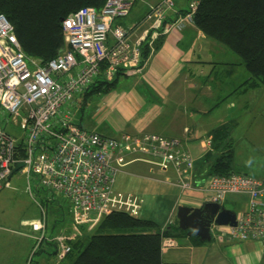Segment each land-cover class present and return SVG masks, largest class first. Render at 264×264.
<instances>
[{
	"label": "built area",
	"instance_id": "2783aa9c",
	"mask_svg": "<svg viewBox=\"0 0 264 264\" xmlns=\"http://www.w3.org/2000/svg\"><path fill=\"white\" fill-rule=\"evenodd\" d=\"M137 1L106 0L99 11L83 7L70 14L61 22L65 49L46 64L24 54L13 26L0 15V190L9 186L14 165L23 162L18 172L25 176L30 195L34 186L42 201L67 203L75 227H94L113 212L139 217V197L117 192L114 184L125 166L143 163L151 171L173 170L174 184L182 192L202 191L205 202L225 206L229 196L244 197L246 206L234 211V225L212 223L210 236L228 241L257 240L264 248V180L238 173L208 176L207 172L197 178L196 161L179 138L152 133L104 136L73 121L70 107L76 97L90 90L100 77L112 82L120 74L141 73L147 60L143 50L151 54L158 36L193 23L198 7V0H190L186 12L164 26L173 1L161 0L149 7L141 22L147 29L131 42L127 30L119 26L112 29V24L114 19H124ZM15 128L21 132L19 138L13 134ZM202 147L207 153L211 151V139L203 141ZM129 156L133 158L126 160ZM38 206L40 215L31 223L32 232L40 235L37 245L46 240L47 228L43 202ZM73 239L61 233L51 240L58 246L60 260L71 251L67 243ZM171 243L174 241L167 238L162 249Z\"/></svg>",
	"mask_w": 264,
	"mask_h": 264
},
{
	"label": "crops",
	"instance_id": "0c3cea01",
	"mask_svg": "<svg viewBox=\"0 0 264 264\" xmlns=\"http://www.w3.org/2000/svg\"><path fill=\"white\" fill-rule=\"evenodd\" d=\"M160 1H137L124 19L113 20L112 29L119 26L127 30L129 40L135 41L148 27L141 23L148 7ZM172 1L164 26L186 12L190 2ZM155 41L154 52L148 53L141 73L118 75L116 88L108 93L76 97L70 107L72 119L82 128L104 136L152 133L179 138L189 150L196 143L203 149L206 140H201L203 137L211 139V133L223 125L235 127V120L228 115L229 109L236 113L244 111L249 91L256 93L255 89L260 88H246L244 81L249 78V73L240 58L206 37L193 23H186L180 29L173 28ZM213 157L203 156L196 161L197 178L205 174L202 171H206ZM132 158L129 156L126 160ZM175 178L173 170L161 172L155 168L151 171L147 164L131 162L117 175L114 187L117 192L139 197L142 203L139 218L156 221L162 230L170 223L172 227L176 226L174 216L178 205L199 208L206 201L202 191L182 192L174 184ZM258 180H264V176ZM224 204L226 209L236 212L246 206L244 197L234 195ZM65 213L58 217L61 230L67 224L73 225L69 212L67 220ZM81 236L87 237L83 234L76 237ZM190 237L171 239L174 243L161 250L163 264H264V248L260 241H228L211 234V241L195 244Z\"/></svg>",
	"mask_w": 264,
	"mask_h": 264
},
{
	"label": "trees",
	"instance_id": "16d2710c",
	"mask_svg": "<svg viewBox=\"0 0 264 264\" xmlns=\"http://www.w3.org/2000/svg\"><path fill=\"white\" fill-rule=\"evenodd\" d=\"M105 2L0 0V15H4L13 26L24 54L46 64L65 49L61 21L79 8L93 7L99 11ZM197 6L192 17L194 26L240 58L249 73L244 86L248 89L264 86V0H198ZM143 53L147 58L146 49ZM116 82L117 78L108 82L100 77L83 96L113 91ZM230 134L231 127L226 125L211 133L212 150L205 156L214 155V161L206 169L208 176L236 173L232 167ZM44 202L53 203L47 199ZM56 204L55 209L61 210L62 205ZM171 225L161 230L156 221L113 212L100 219L86 241L81 238L69 241L71 251L66 260L69 264H163L161 250L165 239H175L187 233L177 227L178 222L174 227ZM79 227L86 225L77 229ZM190 239L201 244L194 236ZM55 254L54 250L52 255Z\"/></svg>",
	"mask_w": 264,
	"mask_h": 264
},
{
	"label": "rangeland",
	"instance_id": "374dc122",
	"mask_svg": "<svg viewBox=\"0 0 264 264\" xmlns=\"http://www.w3.org/2000/svg\"><path fill=\"white\" fill-rule=\"evenodd\" d=\"M254 92L256 93L249 91V94L245 97L247 107L244 111L236 113L234 110L229 109V117L235 120V127L231 126L230 134L233 140L231 160L233 170L236 173L261 179L264 176V86L260 87L258 91L255 89ZM7 126L11 131L14 129L10 123ZM17 129L13 130V134L19 138L21 132ZM204 139L207 140L206 137L201 140ZM189 153L192 159L197 161L205 156L207 152L196 143V146L191 148ZM212 160L214 161V157ZM202 172L205 173L206 171ZM30 180L34 185L35 181ZM26 187L27 180L20 171L11 176L9 186L0 190V264H55L60 260L56 256L58 246L52 244L51 240L62 233L64 236H72L74 239L81 238L86 241L95 229L93 227L88 228L87 225L86 228L90 230L86 231V229L82 230L80 227L77 229L74 225L67 224L61 230V225L57 224V222H60L58 217L66 212L67 220L68 215L65 208L68 204H61L63 208L56 212L55 207L58 204H45L44 202L43 207L47 212L46 240L37 245L36 238H39L40 235L38 232H32L31 223L39 217L38 203L41 204L43 201L41 200V194L34 189V186L31 195ZM44 190L51 195L48 187H44ZM53 195L58 197L57 193H53ZM226 206L229 207L227 203ZM235 210L238 209L235 208ZM174 217H176V214ZM80 234L87 237H76ZM67 244H69V241ZM33 250L34 253L31 254ZM54 250L56 254L48 255V257L47 254H52ZM65 256L67 257V255ZM62 264H69V262L65 260Z\"/></svg>",
	"mask_w": 264,
	"mask_h": 264
},
{
	"label": "water",
	"instance_id": "95a60500",
	"mask_svg": "<svg viewBox=\"0 0 264 264\" xmlns=\"http://www.w3.org/2000/svg\"><path fill=\"white\" fill-rule=\"evenodd\" d=\"M21 167H23V162L16 163L11 176L17 173ZM176 217L178 228L187 231V237L194 236L201 243L211 241L210 226L212 223L218 226H233L236 215L233 210L226 209L224 206L205 202L199 208L178 205Z\"/></svg>",
	"mask_w": 264,
	"mask_h": 264
},
{
	"label": "bare ground",
	"instance_id": "6f19581e",
	"mask_svg": "<svg viewBox=\"0 0 264 264\" xmlns=\"http://www.w3.org/2000/svg\"><path fill=\"white\" fill-rule=\"evenodd\" d=\"M178 227V226H177Z\"/></svg>",
	"mask_w": 264,
	"mask_h": 264
}]
</instances>
